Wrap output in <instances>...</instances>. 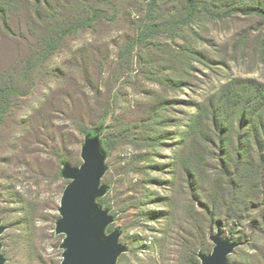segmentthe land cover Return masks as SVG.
<instances>
[{
    "label": "rangeland",
    "instance_id": "1",
    "mask_svg": "<svg viewBox=\"0 0 264 264\" xmlns=\"http://www.w3.org/2000/svg\"><path fill=\"white\" fill-rule=\"evenodd\" d=\"M199 1L200 14L181 27L186 0H8L10 32L0 27V90L14 91L0 124L5 264L61 263L64 166L79 167L96 135L113 138L110 153L102 146L107 192L96 203L113 218L105 234L119 231L127 248L116 264H190L213 251L218 233L238 244L229 264H264V20L217 16L264 9V0ZM93 11L97 21L25 73L56 27ZM147 25L159 33L125 55Z\"/></svg>",
    "mask_w": 264,
    "mask_h": 264
},
{
    "label": "water",
    "instance_id": "2",
    "mask_svg": "<svg viewBox=\"0 0 264 264\" xmlns=\"http://www.w3.org/2000/svg\"><path fill=\"white\" fill-rule=\"evenodd\" d=\"M82 160L79 167L66 164L63 170L70 183L61 198V218L57 225V232L65 235L60 264H116L127 248L120 243L119 231L105 234L113 218L96 203L107 192V188L101 186L107 166L99 135L86 140ZM3 231L0 224V235ZM211 240L213 251L199 254L200 264H229L228 258L238 244L220 233L213 235ZM0 264H5L1 243Z\"/></svg>",
    "mask_w": 264,
    "mask_h": 264
},
{
    "label": "trees",
    "instance_id": "3",
    "mask_svg": "<svg viewBox=\"0 0 264 264\" xmlns=\"http://www.w3.org/2000/svg\"><path fill=\"white\" fill-rule=\"evenodd\" d=\"M36 4L40 6L42 2L40 0H35ZM8 0H0V27H2L3 30L6 32H10V22H9V9H8ZM154 5L151 3V8ZM203 2L199 0H186L185 3V14L186 16L181 19L177 20L179 25L183 27L190 21H193L197 16L200 14V8L202 7ZM101 14L100 11H93L91 16L87 20H85L82 23H78L76 25H70L68 27H56L55 31L52 33V35H48L43 42L40 44V51L35 55L34 61L29 62L28 69L26 70V74L31 73L34 71L36 66L42 64L43 62L48 61L55 55L61 45V41L63 37L68 34V33H73L75 31L85 29L89 25H92L95 21H97L98 16ZM235 14H243V15H257L261 17L264 20V9L258 8V7H253L248 10L244 9H239V8H231V9H225L223 11H219L217 13L218 18H230L234 16ZM178 25V24H177ZM149 34H146L147 32ZM159 33V31H158ZM157 30H155L152 26L147 25V28L145 27L144 30L139 33V35L136 37V39L128 44L125 49L123 50V53L125 55L128 54V56H132L133 58V52L135 50V47L137 44L143 43L145 40H147L150 37H153L154 35L158 34ZM13 88L9 87H2L0 90V124H2L4 117L9 113V108H10V95L13 93ZM108 114L106 113L103 120L99 121V124H102L105 122L106 117ZM84 133L89 134V132L86 129H81ZM112 143H113V138L111 136L105 137L102 141V146L104 145L107 148V151L110 153L112 150ZM215 218L212 219L211 223H213ZM212 238V237H211ZM198 259H199V254H198ZM196 257H194L191 261L190 264H199V261Z\"/></svg>",
    "mask_w": 264,
    "mask_h": 264
}]
</instances>
